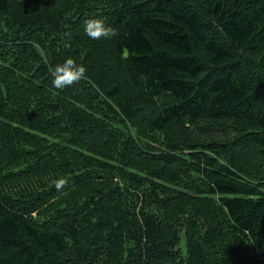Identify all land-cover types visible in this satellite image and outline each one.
I'll return each instance as SVG.
<instances>
[{"label": "trees", "instance_id": "16d2710c", "mask_svg": "<svg viewBox=\"0 0 264 264\" xmlns=\"http://www.w3.org/2000/svg\"><path fill=\"white\" fill-rule=\"evenodd\" d=\"M0 264H264V0H0Z\"/></svg>", "mask_w": 264, "mask_h": 264}, {"label": "clouds", "instance_id": "9594fccd", "mask_svg": "<svg viewBox=\"0 0 264 264\" xmlns=\"http://www.w3.org/2000/svg\"><path fill=\"white\" fill-rule=\"evenodd\" d=\"M84 32L92 40L110 39L117 35V30L105 23L103 18H90L84 21ZM52 86L55 89L63 90L82 80H86L87 69L82 63H77L72 58L65 59L62 63L50 68ZM67 180L61 178L55 183L57 190L62 189Z\"/></svg>", "mask_w": 264, "mask_h": 264}]
</instances>
